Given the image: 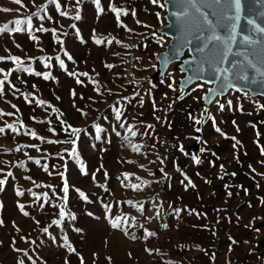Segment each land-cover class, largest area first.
I'll return each mask as SVG.
<instances>
[{"label": "rangeland", "instance_id": "rangeland-1", "mask_svg": "<svg viewBox=\"0 0 264 264\" xmlns=\"http://www.w3.org/2000/svg\"><path fill=\"white\" fill-rule=\"evenodd\" d=\"M113 6L127 11L120 17L124 26ZM99 8L94 0H0V28L7 26L0 32V179L6 181L0 191V264H81V258L83 264H264V97L232 88L210 103L212 84L183 86L179 62L162 71L157 57L170 42L159 31L167 24L166 4L100 0ZM17 20L30 26L15 31ZM103 37L115 39L96 44ZM217 101L225 104L223 111ZM72 128L80 132L73 135ZM132 145L142 147L136 152ZM17 189L24 195L17 196ZM114 220L119 228L112 227ZM146 230L156 235L147 237Z\"/></svg>", "mask_w": 264, "mask_h": 264}, {"label": "snow or ice", "instance_id": "snow-or-ice-1", "mask_svg": "<svg viewBox=\"0 0 264 264\" xmlns=\"http://www.w3.org/2000/svg\"><path fill=\"white\" fill-rule=\"evenodd\" d=\"M14 2L19 4L20 0H14ZM94 2L96 3L97 8L100 11H103V9L99 8L100 0H94ZM166 2H171V0H166ZM181 2L185 6L181 7L176 12H172L171 15L173 17H175V20L182 27H184L186 29L190 28L192 25H196V27L199 28L201 26V24H202V26L204 28H206L208 30H211L212 35L208 38V43L215 42V43H218L219 45L222 46L223 51L221 52L219 63L223 64L225 61H227L228 55L230 53H232L231 45L233 43H235V40H236V26H237L238 22L241 19L242 0H181ZM77 3L79 4L80 0H77ZM151 3H153L154 5H157V6L161 7V8L165 7V4L164 3H160V0H151ZM212 4L225 5V7L219 12V18L221 20L232 21L231 32H230V35L228 36L227 39L223 38L222 36H220V35H218L216 33L215 29H216V27H218V25H214L213 20L209 19V15L207 13H205L204 11H202L203 8H210ZM5 11H7V9H5ZM111 11L115 14L117 22H118V25L124 26V25L120 24V17H121V15H127L128 14L127 11H123L122 12V10L120 8L114 7V6L111 7ZM132 14L135 15V13H132ZM61 15H64V13H61ZM213 15H217V14L213 13ZM262 15H264V13H262ZM197 17H199L200 20H197L196 19ZM157 18H159V13H157ZM75 19H77V20L80 19V16L78 14V10H77V15L75 16ZM15 23L17 25L15 31H20V27L19 26L21 24L28 23L29 26H30V22H27V21L17 20ZM137 23H139V21H137ZM247 23H248V25L252 26V31L253 32H256V33L264 35V27L256 26L255 21L252 20V19H249L247 21ZM145 27H149V26L145 25ZM5 31H7V26H4L3 28H0V32H5ZM129 31H131V29H129ZM153 35H155V33H153ZM196 38L199 39L200 37L197 36ZM114 39H115L114 37H111V38L103 37V38H97L95 40V42L98 45L103 44V43L111 44ZM191 42L192 41H190V40L188 41V43H191ZM243 42L248 44V45H251V44L256 43L257 41L250 39V37H248V36H245ZM116 43H120V41H116ZM204 46L207 47V43ZM66 55H67V53H66ZM236 55H238V54H236ZM68 58L70 60L72 59L71 56H69ZM12 59L14 61L16 60L15 57H13ZM57 59H59V58H57ZM137 59H139V57H137ZM60 66L61 67L64 66V62L62 60L60 61ZM45 67H48V65H45ZM107 67L111 68L113 66L107 65ZM153 67H155V66H153ZM25 71H29V70L25 69ZM215 72L217 73V75L215 76V80L221 82L220 83V87L218 88V91H217V95H224L225 94V89H231L234 86L235 83L247 82L248 84L260 83V84L264 85V66H258L257 63H254L251 60L247 61L246 64L234 63V64H232L231 68H216ZM69 74L70 75H76L75 73H69ZM37 75H39V73H37ZM80 75L87 76L88 74L87 73H81ZM257 76H259L261 78L259 81L256 78ZM49 78L50 77L48 75L44 76L45 80H48ZM5 79H7V77H5ZM197 79H199V76H197ZM77 83H81V81L77 80ZM0 84H3V81H0ZM137 86H139V85H137ZM202 86L203 85H198V87H202ZM169 87L171 88L172 85L170 84ZM192 90L195 91L196 89L194 88ZM173 91H175V89H173ZM209 91H211V89H209ZM236 91H240V89L237 88ZM109 92H110V90H109ZM147 94L149 96H151V92H149ZM73 95H75V93H73ZM135 95L139 96L140 93L137 92ZM139 102H140L141 106H143V99L142 98H141V100ZM209 102L211 103V99H209ZM40 103H43V102H40ZM117 103H119V102H117ZM217 104L219 106V110L220 111H223L225 109V104L224 103H219V101H217ZM232 105H233L232 100L231 99L227 100V107L228 108H232ZM171 107H172V105L169 104L168 108H171ZM259 107L264 108V105H259ZM153 109H154V111L156 110L154 102H153ZM114 110H115V118H116V120L118 122H120L119 126L120 127H124V123L121 122V117H122L121 111L119 109H114ZM84 115H87V114L85 113ZM189 118H192V117L190 116ZM156 119L159 121L160 117H156ZM208 119H211L213 121V125H215L214 118L209 116ZM194 122H195V124H201L202 120L195 119ZM61 123L63 124L64 121H61ZM9 127H12V126L9 125ZM21 127H23V125H21ZM69 127H71V125H69ZM147 127L148 128H152L153 126L149 124V125H147ZM12 130L16 131L15 128H12ZM96 130H97V132L102 131V129H100L99 127H97ZM71 131H72L73 135H76L77 133L80 132V129L72 128ZM113 131H115V127L113 128ZM196 131L199 132V131H201V129L197 128ZM215 131L220 133L221 135H224L221 132V129L219 127H216ZM237 131H239V128H237ZM2 132H4V129L0 128V133H2ZM128 132L131 133V136H133V137H135L137 135V132L133 131L132 127L128 128ZM32 135L34 137L36 136L35 133H33ZM116 135L119 136L120 133L116 132ZM97 138L99 139V137H97ZM125 139H129V138L125 137ZM232 139L235 140L236 138L232 137ZM68 142L69 141H65V143H68ZM49 143H54V142L53 141H49ZM239 143H240L239 141H236V143L233 144V149H236V147H237V145ZM129 144H131V140L130 139H129ZM161 144H163V141H161ZM132 147H133L134 151L139 152L141 147H142V145H132ZM152 147H155V145H152ZM179 150L181 152H184V148H183L182 145L179 147ZM17 151H19V149H17ZM202 151H203V149H202ZM260 153H261L262 156H264V147H260ZM73 154H75V150H73ZM185 154L187 155V153H185ZM213 155H215V154L213 153ZM192 159L194 160V162L196 164H199L201 162L200 159L197 158L196 156H192ZM237 159H238V157H237ZM157 160H159L160 163H164V158H161L159 156V154L157 155ZM127 162L128 163H133V161H127ZM36 163H39V161H36ZM262 163H264V162H262ZM22 166L23 165L21 164V167ZM140 167L143 168L144 166L141 165ZM249 167L251 168V165H249ZM221 169H223V165H221ZM252 170L255 171V169H252ZM44 171H46V172L48 171L47 165L44 166ZM160 171L163 174L165 179L169 178L168 174L165 173L163 169H161ZM177 171H181V174L184 175L181 169L177 168ZM80 172L83 175H88V173L85 171L83 165H81ZM49 174L51 175V173H49ZM7 175L8 176H12V173L8 172ZM60 175L63 176V173H60ZM105 175H107V173H105ZM150 175H154V173H150ZM230 175L235 176L236 173H231ZM259 175L264 176V173H259ZM123 178H124L125 181H128L130 179L128 174H123ZM222 178L223 177H221V179ZM136 179L140 180L141 178L140 177H136ZM184 180L188 181V185L187 186H194V185H192V182H191V180L189 179V177L187 175H184ZM5 183H6L5 180L0 179V191H3V185ZM141 183L145 184L147 182L141 181ZM37 186L39 187V185H37ZM122 186L123 187H128L129 185L124 184ZM49 187H51V186H49ZM257 187H259V185H257ZM69 188H70L69 181L67 179H65L64 183H63V188H62V191L64 193L63 200L65 202H67V199H68ZM131 188L133 190L139 191V190H141V184H131ZM75 190L78 192L80 197H82L83 199L87 200V196L85 195V193L83 191H81L80 189H75ZM245 192H247V189H245ZM16 195L17 196H23L24 192L21 191L20 189H17L16 190ZM33 195L35 196V193H33ZM157 195H159V194H157ZM228 195L231 196L232 193L228 192ZM36 199L39 200L40 198L36 197ZM128 203H131V202L129 201ZM262 203H264V201H262ZM0 207H2V205H0ZM105 207H106V209L108 211H111V208L108 205H105ZM169 207H171V205H169ZM249 207H251V205H249ZM18 208H19V210L21 212H23V214L25 216L29 215L28 212L24 211L25 206L23 204H18ZM173 211L174 212H178L179 210L173 209ZM192 211H194V210H192ZM59 215L61 217H63L65 215V212H64L63 208H61ZM157 215L159 216V213ZM71 218L75 219V216H72ZM151 219H152V217H148L149 221ZM255 219H257V218L254 217L253 221H250V224L249 225H245V227H249L254 222ZM259 219H264V217H259ZM39 223L40 222L37 221V224H39ZM53 223H59V221H53ZM3 225H4V221L0 220V226H3ZM13 227H15L14 223H13ZM112 227L113 228H119L120 227L119 222L114 220L112 222ZM140 227H143V225H140ZM17 230H19V229H17ZM42 231L44 233H47L48 232V228L45 227V228L42 229ZM257 231H259V230L257 229ZM145 234H146L147 237H153V236L156 235V233H154L152 231H147V230H146ZM133 238L135 239V237H133ZM21 239H24V237H21ZM52 239L55 240V237H53ZM229 239L231 240L232 244L238 243L237 241L233 240L231 237H229ZM12 243L14 244L15 240H13ZM33 243H34V241H33ZM65 243L67 244V238L66 237H65ZM67 246L73 252L75 251V249L72 248V246L70 244H67ZM14 250L17 251V252L23 251L21 249H14ZM229 250L231 251V248ZM145 251L151 253V250H149V249H145ZM23 255L27 256L28 253L26 251H23ZM109 260H110V258H109ZM18 264H24V261L23 260H19ZM65 264H68V262L65 261ZM81 264H83V258H81ZM167 264H171V261H168Z\"/></svg>", "mask_w": 264, "mask_h": 264}, {"label": "water", "instance_id": "water-1", "mask_svg": "<svg viewBox=\"0 0 264 264\" xmlns=\"http://www.w3.org/2000/svg\"><path fill=\"white\" fill-rule=\"evenodd\" d=\"M164 2L167 9V24L159 31L168 36L170 42L165 51L157 57L160 68L165 71L171 64L179 62L185 74L181 81L183 86H190L197 81H207V83L212 84L211 91L206 95V101L209 102V99L212 101L215 97L222 96L217 95L221 82L215 80L216 68H231L234 63L246 64L249 60L257 63L258 66H264V35L253 32L252 26L247 23L249 19H252L256 26L264 27V15H262L264 13V0H242L241 19L236 26V40L231 45L232 53L228 55L227 61L223 64L219 63L223 51L222 46L215 42L208 43V38L212 35L211 30L204 28L202 24L199 28L196 25L187 29L182 27L171 13L178 11L185 5L182 4L181 0H171V2L164 0ZM224 7L225 5L212 4L210 8H203L202 11L209 15V19L213 20L214 25H218L215 29L216 33L227 39L231 32L232 21L219 18V12ZM213 13L217 15H213ZM196 19L200 20L199 17ZM197 36L200 38L197 39ZM245 36L257 42L248 45L243 42ZM189 40L192 42L188 43ZM206 43L207 47L204 46ZM256 78L258 81L261 79L259 76ZM232 88L248 91L252 96L264 97V85L260 83H235ZM229 90L225 89V94Z\"/></svg>", "mask_w": 264, "mask_h": 264}]
</instances>
